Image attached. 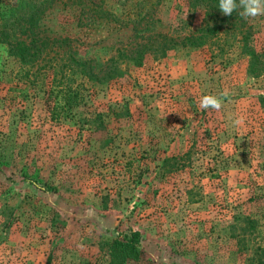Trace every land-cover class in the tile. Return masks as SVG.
Listing matches in <instances>:
<instances>
[{"label": "rangeland", "instance_id": "obj_1", "mask_svg": "<svg viewBox=\"0 0 264 264\" xmlns=\"http://www.w3.org/2000/svg\"><path fill=\"white\" fill-rule=\"evenodd\" d=\"M15 1L0 0V18ZM103 4L121 21L57 3L41 28L75 37L95 71L117 58L121 75H61L59 48L29 68L0 43V264H109L104 240L127 229L142 233L130 264H258L264 15L238 7L192 46L183 40L205 20L197 0ZM225 91L220 111L199 107Z\"/></svg>", "mask_w": 264, "mask_h": 264}, {"label": "trees", "instance_id": "obj_2", "mask_svg": "<svg viewBox=\"0 0 264 264\" xmlns=\"http://www.w3.org/2000/svg\"><path fill=\"white\" fill-rule=\"evenodd\" d=\"M158 1L156 0V3ZM197 1L203 3L205 6V20L197 34L184 38L183 42L192 46L202 45L207 42L218 32L221 23L229 17V15L218 17L215 5L216 0ZM236 2L238 5L237 0ZM57 3H60L62 6H78L81 9V13H84L83 8L86 7L85 13L94 20L97 17L110 18L114 21H121L122 19L115 12L104 8V0H18L11 4L9 12L3 14L0 18V43L7 45L8 54L19 58L22 63L30 68L39 62V60L45 59V56L49 55V51L52 52L53 48H59L63 50L62 58L64 59V66L66 68L65 71L64 69L63 72L61 71V75H82L94 80L97 79V75H108V77L116 74L121 75L123 71L118 67L117 58H108L104 66L95 71V67L89 59H80L75 55L76 51L72 45L73 41H76L75 37L68 34L61 35L56 30L41 28L46 11ZM138 4L136 2L134 6L137 7ZM121 10L124 13V9ZM148 42L149 39L147 40ZM175 42L170 38L169 46H173ZM143 47L146 48V45H143ZM144 48L140 47L135 52L141 55V51ZM165 48L166 45L162 49ZM244 48L246 49V44ZM120 50L117 53L120 58L127 55L123 50ZM246 53L249 54V71L251 73L256 72L259 64L257 55L248 49ZM48 59L52 61V59H55V55L50 56ZM51 68L55 72L54 69L56 68H54L53 64H51ZM141 242L142 233L138 229H127L122 232V236L120 237L117 236L110 240H104L103 243L108 256V263L130 264L140 260L143 255ZM261 256L263 257L258 261V264H264V254ZM45 264H50L49 257Z\"/></svg>", "mask_w": 264, "mask_h": 264}, {"label": "clouds", "instance_id": "obj_3", "mask_svg": "<svg viewBox=\"0 0 264 264\" xmlns=\"http://www.w3.org/2000/svg\"><path fill=\"white\" fill-rule=\"evenodd\" d=\"M242 9L239 15L245 19L256 18L257 16L264 15V0H239L237 5L236 0H219L218 8L224 15H232L237 8ZM228 93L225 91L220 95L207 94L203 95L199 101L201 109H213L220 111L225 104ZM245 118L243 116H236L232 119L234 127H240L244 124Z\"/></svg>", "mask_w": 264, "mask_h": 264}]
</instances>
